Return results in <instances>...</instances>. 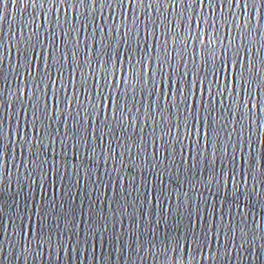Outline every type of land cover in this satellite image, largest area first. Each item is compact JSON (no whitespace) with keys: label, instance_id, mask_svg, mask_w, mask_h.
<instances>
[{"label":"water","instance_id":"95a60500","mask_svg":"<svg viewBox=\"0 0 264 264\" xmlns=\"http://www.w3.org/2000/svg\"><path fill=\"white\" fill-rule=\"evenodd\" d=\"M25 3L0 0V131L11 140L0 157V264H261L264 7ZM140 56L142 82L127 72L111 86L100 79L109 64L127 68ZM253 64L241 90L238 73ZM100 93L113 101L102 110ZM183 96L195 121L181 104L179 127L161 139L168 120L158 112L167 117ZM209 100L213 116L233 115L205 136ZM37 157L45 164L33 170Z\"/></svg>","mask_w":264,"mask_h":264},{"label":"snow or ice","instance_id":"6c2138e0","mask_svg":"<svg viewBox=\"0 0 264 264\" xmlns=\"http://www.w3.org/2000/svg\"><path fill=\"white\" fill-rule=\"evenodd\" d=\"M47 2L49 3V7H51V8L56 7L57 0H47ZM113 2L116 3L120 8L124 7V0H113ZM142 2H143V0H138V3H142ZM177 2L183 3V0H177ZM64 3H66V0H61L62 6ZM78 3L80 5V7L85 9V11H86L89 7H95L97 0H78ZM127 3L131 4L132 0H127ZM232 3L233 4L236 3V0H232ZM240 3H241V11H243L245 8H249V7L252 8L253 10H255L258 4L260 7H264V0H240ZM29 5H31L33 7L40 6V5H37L35 3V0H26V3L24 6L28 7ZM73 6H75V5H73ZM189 35H190V33H189ZM78 39L79 38L77 37V41H78ZM104 39H106V38H102L100 40L101 50L105 47ZM121 39H123V37H121ZM196 39H200V37L197 36ZM181 42L183 43L184 41H181ZM238 43H239V45H244V37L243 36H241ZM201 44H203L205 46V48L207 47L204 40H201ZM108 46L109 47L111 46L110 42H109ZM244 46H245V48L247 47L246 45H244ZM137 48H139L138 44H137ZM239 53H240V48L237 47L236 53H235L237 62H239V59H240ZM222 55H223V53H221V56ZM245 58H247V52H245ZM109 59L111 60V57H109ZM166 59L167 58L164 56L161 57V60H163L165 62H166ZM222 63H223V61H221V64ZM117 64H118V60H117L116 64H109L108 67L104 68L103 76L100 79L103 80L109 86H111L112 83L115 82L118 72L120 73L121 79H125L124 74H125V72H127V74L132 76V78L134 80H136L137 83L142 82V80H143L142 73L145 70V58L143 56H140L134 64H130L127 68L117 67L116 66ZM261 64L264 65V57L261 58ZM159 65H160V61L157 62V70L158 71H159ZM138 67H139V72H138ZM56 71H59V69H56ZM262 71H264V69H262ZM109 76L111 77V80L108 79ZM238 78H239L241 90H243V86H244L245 82H248L249 84H251L255 79V64H253L251 69L248 68L247 66H245L244 71L238 73ZM235 79L236 78L234 77V80H233L234 84H235ZM92 80H93L94 85L100 84V80H98L96 76H93ZM169 85L171 86V79H169ZM153 86L155 87V85H153ZM178 91H180V90L178 89ZM181 95H183V93H181ZM97 99H98L99 106H101V110H102V106H104L105 104L113 103L111 96L105 98L102 93H100L97 96ZM181 104H183V108H184L185 113H188V111L191 109V111H192L191 119L193 121H195V104L194 103L190 104L189 97L183 96V99L179 103H173V104H169L167 106V109H166L167 117L165 116L164 112H158V115L161 117V123L162 124H163L165 119L168 120V124L164 125L161 128V139L163 138L164 134L171 135L170 129L172 127H177V128L179 127V123H180V115L179 114L181 112V107H180ZM201 105H203L202 101H201ZM94 107H95V105H94ZM117 107H119L118 102H117ZM173 109L175 110V113H176V116H175L176 123L175 124H173V122H172V115H173L172 110ZM44 114H46V113H44ZM232 115H233V113H232L231 109L228 110L227 117H225L224 114H222L217 109L215 115L213 116L212 115V103H211V100H209V102H208V117H209L208 131L204 132L203 134L205 136H208L209 132H211L213 130L212 129V121H215L217 125H219L221 123V121H223L224 123H227L228 120H230L232 118ZM124 119H125V117L121 113V119H120V121H118L120 129H121L120 135H124L125 131H126V129L124 127V123H123ZM184 119H185V121H187L188 116L185 115ZM185 127H186V125H185ZM33 130L35 131V129H33ZM153 130L155 131V129H153ZM73 134L75 135V133H73ZM17 135H19V133ZM112 135L116 136L115 130L112 131ZM217 135H218V132H217ZM4 140H8V142L11 143V140L9 139V134H6V133L0 131V157H2L3 152L7 150V144L4 143ZM115 142L117 144H119L120 140L117 139ZM33 163L36 166L35 169H33V170H36V169H40L41 166H43L45 164V160L37 157L33 161ZM54 194H55V189H53V195ZM0 195H2V193H0ZM28 196H32V193L29 192V193H27V195H21V200L24 202L25 207H27V197ZM47 203L50 206L48 209V214H49V216H53L56 212V208L53 204V200L49 199L47 201ZM41 211H44V209H43V197H42ZM41 219H44V217L41 216ZM19 228H20L21 235H23L25 232L23 220H21V222L19 224ZM31 230H32L31 227H29L28 231L31 232ZM261 264H264V259L261 260Z\"/></svg>","mask_w":264,"mask_h":264}]
</instances>
